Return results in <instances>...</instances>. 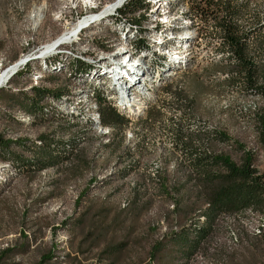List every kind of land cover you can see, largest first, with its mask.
Wrapping results in <instances>:
<instances>
[{
    "label": "rangeland",
    "instance_id": "obj_1",
    "mask_svg": "<svg viewBox=\"0 0 264 264\" xmlns=\"http://www.w3.org/2000/svg\"><path fill=\"white\" fill-rule=\"evenodd\" d=\"M115 1L0 0V71L25 56L31 70L3 88L9 94L28 93L32 87L61 93L58 102L46 100L59 117L47 113L44 120H34L0 94V135L37 145L47 137L66 158L21 174L0 161V255L8 250L0 264H264V240L256 233L263 212L219 216L213 234L190 260L176 254L171 241L174 232L204 221L200 215L210 187L192 165L194 154L226 155L240 163L251 152L264 172V99L225 82L228 62L218 50L221 40L213 27L197 21V11L212 16L213 3L221 0L191 1L195 34L188 44L179 40L169 48L180 61L166 56V71L174 75L150 95L145 115L129 118L117 109L128 121L118 128L86 115L76 95L85 96L90 88L82 87V78H75L68 66L80 59L102 76L103 64L127 56L115 55L116 47L128 44L123 19L105 16L80 34L75 41L80 45H60L45 57L37 54L82 18L101 16ZM232 1L245 5L242 29L264 26V0ZM98 85L103 93L108 89ZM89 107L94 110L95 104ZM217 133L230 141L219 142Z\"/></svg>",
    "mask_w": 264,
    "mask_h": 264
},
{
    "label": "trees",
    "instance_id": "obj_2",
    "mask_svg": "<svg viewBox=\"0 0 264 264\" xmlns=\"http://www.w3.org/2000/svg\"><path fill=\"white\" fill-rule=\"evenodd\" d=\"M213 4L215 10L212 16L197 11L196 17L199 24L204 20L213 27L215 35L221 40L218 50L227 55L228 62L225 65L228 69L227 73L224 72L227 76L225 82L233 87L242 88L245 94H253L264 99V60H262L264 57V26L262 23H257V26L249 29L241 28L239 21L242 16L241 10L245 6L243 4L234 5L232 0H221L218 4L215 2ZM149 6L145 0H133L126 6L127 8L121 10V13H135ZM95 44L92 42L93 46ZM100 50L110 51L104 46ZM60 63V61L53 60L52 64ZM92 67L75 59L69 63L68 69L75 78H82L93 70ZM24 70L31 73L29 63L12 77L8 85L15 84V77L24 75ZM0 94L12 107L19 108L21 112L28 114L34 120H44L47 113L53 116L58 112L53 105L49 106L46 100L53 98L58 102L61 98V93H53L38 87H32L28 93L12 94L2 88ZM96 98L100 122L103 126L118 128L128 124V121L121 117L99 92L96 93ZM54 116L59 117L55 114ZM215 138L222 143L230 141L226 135L221 133H217ZM260 140L264 147V117L261 122ZM26 153L32 154V158L25 157ZM62 159L66 158L57 154L56 146L47 137H41L37 145L36 143L27 144V140L21 138L6 140L0 135V161L10 162L20 174L45 170L55 166ZM255 162L254 154L251 152H245L240 163L234 162L226 155H193V167L202 172V177L210 187L207 207L200 215L204 219L203 222H197L189 229L183 228L180 232L172 234L171 241L176 254L181 255L185 260H190L213 234V226L219 216L239 215L248 211L264 213V172L261 173L257 169ZM210 169H213V172L207 171ZM260 237L264 240V231ZM7 252L8 250L1 252L0 262ZM50 258V255L44 256L41 262Z\"/></svg>",
    "mask_w": 264,
    "mask_h": 264
},
{
    "label": "bare ground",
    "instance_id": "obj_3",
    "mask_svg": "<svg viewBox=\"0 0 264 264\" xmlns=\"http://www.w3.org/2000/svg\"><path fill=\"white\" fill-rule=\"evenodd\" d=\"M132 1L133 0H116L103 9L100 14L101 16L96 14L82 18L72 29L69 27L71 30L66 31V33L58 37L57 40L44 45V47L40 49V52L37 53L45 57L57 50L60 45L74 43L77 38H79L80 34L88 30L91 23H97L105 16L106 18L112 17L115 21L123 19V27H125L129 36V38L127 37L128 44L126 48L116 47L115 55L127 56H123L119 60H114V62H112L114 64L110 62L103 64L102 76L99 75L100 73H97L99 71L98 69L92 70L90 73L83 76L80 83L82 87L87 89L90 88L88 91L89 93L84 94L85 96H83V94L76 95L77 100L74 98L81 108L85 107L86 110H91V112L94 113L91 115L92 117H90L88 111L86 112V115L92 120L95 119L94 117H97L99 122L101 120L96 98L97 92H99L113 108L126 113L127 117L130 115L140 117L141 114L145 115L148 113L149 105L146 102L150 99V95L160 88L165 83V80L171 77V75H174V72H172L173 70L166 71V68H168L166 67L168 63L166 56L169 55L171 58L173 57V60L176 58V56H171L172 53H170L171 49L169 50V48H175V46L179 44V40L187 42L191 39L189 36L195 34V29L193 28V25L195 27V15L191 9V7H193L191 4L192 0H145L146 3L150 5L148 8L140 11L136 10L137 12L135 13L128 12L122 14L121 10L125 9ZM37 18L36 21L39 22L40 14ZM182 28H186L185 31L180 30ZM79 42L81 41L75 43L80 45ZM182 43V45H184V42ZM188 43L189 41L187 44ZM26 57L27 56L20 58L0 71V89L8 84L10 81V79H8L9 75L14 70L18 69L19 71L22 66L29 63H22ZM176 59L180 61V58ZM97 84H100L98 86L103 88L108 87V89L106 88L107 90L103 93V89L96 88ZM71 97L73 96L71 95ZM92 103L95 104L94 110L92 109L93 106L91 108L89 107ZM263 231L264 219L262 220L260 229L256 230V233L261 235Z\"/></svg>",
    "mask_w": 264,
    "mask_h": 264
},
{
    "label": "water",
    "instance_id": "obj_4",
    "mask_svg": "<svg viewBox=\"0 0 264 264\" xmlns=\"http://www.w3.org/2000/svg\"><path fill=\"white\" fill-rule=\"evenodd\" d=\"M27 61H29L28 59H25L22 61V63H27ZM18 69L14 70L10 75H9V78L8 79H12V77L17 73ZM1 88V87H0Z\"/></svg>",
    "mask_w": 264,
    "mask_h": 264
},
{
    "label": "built area",
    "instance_id": "obj_5",
    "mask_svg": "<svg viewBox=\"0 0 264 264\" xmlns=\"http://www.w3.org/2000/svg\"><path fill=\"white\" fill-rule=\"evenodd\" d=\"M191 9L193 10V7H191ZM76 24H77V23H76ZM74 25H75V24H74ZM72 28H73V26L71 27V29H72ZM71 29H70V30H71ZM124 83H125V82H124Z\"/></svg>",
    "mask_w": 264,
    "mask_h": 264
}]
</instances>
